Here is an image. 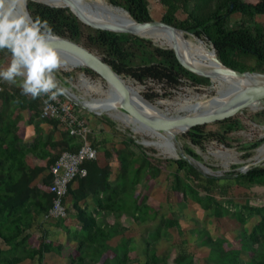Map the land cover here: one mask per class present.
I'll list each match as a JSON object with an SVG mask.
<instances>
[{
    "label": "rangeland",
    "instance_id": "obj_1",
    "mask_svg": "<svg viewBox=\"0 0 264 264\" xmlns=\"http://www.w3.org/2000/svg\"><path fill=\"white\" fill-rule=\"evenodd\" d=\"M186 1L198 18L215 6V0ZM164 12L159 0H148V15L161 20ZM174 15L177 21L186 18L181 9ZM255 19L264 24V14ZM240 20L239 13L231 14L229 27L236 28ZM184 36L199 39L190 33ZM199 40L214 52L211 44ZM151 42L157 47L165 45ZM59 57L64 64L70 60ZM10 59L7 50H0V69ZM151 60L160 58L152 56ZM244 61L248 67L255 65L253 57ZM83 68L94 75L85 74ZM67 71L71 77L64 76ZM181 75L177 90H165L149 79L140 83L121 77L137 87L133 99L145 107V117H155L184 115L189 110L185 102L189 95L215 94L208 79L202 83L201 77ZM55 76L59 87L76 95L77 99L57 98L67 101L84 119L97 159L90 175L71 184L67 216L44 219L49 202L47 162L72 141L60 123L0 100V264H237L235 257L241 263L264 264V229L258 230L264 219V177L249 182L241 177L247 171L240 172L264 145V108L258 115L245 111L190 130L200 129L206 136L198 138V146L188 136L190 131L176 134L172 143L177 156L172 157L163 151L167 144L163 137L113 109L95 112L83 105V100L107 95V83L94 70L63 65ZM21 80L17 78L12 85L0 79V90L3 84L19 87ZM188 149L195 154L192 158L213 172L203 174L186 161L182 168L165 161L179 159L178 152ZM156 158L158 168L148 166ZM188 165L201 176L190 175ZM258 167L263 168L264 162L248 169ZM221 253L229 254L228 260L218 259ZM176 257L181 258L175 261Z\"/></svg>",
    "mask_w": 264,
    "mask_h": 264
},
{
    "label": "trees",
    "instance_id": "obj_2",
    "mask_svg": "<svg viewBox=\"0 0 264 264\" xmlns=\"http://www.w3.org/2000/svg\"><path fill=\"white\" fill-rule=\"evenodd\" d=\"M105 1L111 5L124 9L128 14H148V0ZM159 2L165 8V12L162 16V20L164 22L183 30L184 35L190 33L198 38L204 39L206 42L211 44L216 58L222 64L226 66H247L244 61L245 58L253 57L255 59V65L253 66V69L264 72V24L256 21L255 19L257 15L264 14V0H258L256 2H248L245 0H215L214 8H210L202 18H198L189 10L186 0H159ZM26 7L28 13L33 18L39 17L41 18V20L47 21V24L53 34L73 40L77 43H80L84 47L94 51L119 75L123 77H130L140 83L149 79L151 81L161 83L163 85V89L165 90H177L181 85L179 80L182 76L181 74H189L201 77L203 80L201 81L202 83H206V79L209 80L208 77H203L202 75H200L201 71H199L190 62L181 58L180 54L177 51L165 48L166 60L168 64H170L174 68H181L185 71L183 73H179L170 69L163 59V51L161 49L163 47L155 46L148 38L141 37L132 33L97 36L87 32L73 16L81 17L87 22H96L100 19L93 12L82 5L63 8L58 6H50L36 1L26 0ZM179 9L186 13V18L182 21H177L175 19L174 14ZM234 13H239L241 16V20L236 28H230V17L231 14ZM136 21L141 23L152 22L151 20ZM152 56L159 57L160 61L151 60ZM82 71L87 75H94V73L88 68H83ZM63 74L66 77L72 76V72L69 71L63 72ZM21 91L22 90L20 87L9 88L5 84H3V89L0 90V100H10L12 104L15 105V108L17 110L20 111L28 109L33 113L39 115L44 101L48 100V97L42 95L41 97L34 100L30 96L22 95ZM262 111L257 110L255 111V114L258 115ZM50 119L62 125L60 121L54 118ZM229 119L230 118L225 120ZM190 130L191 129H189L188 131ZM200 131L201 130L198 129L190 131L188 133V136H190L192 143L197 146L201 144V140L198 138H200V136L201 138L206 137L205 135L201 134ZM66 135L72 141V144L63 150H75L79 146V140L71 137L67 132ZM87 138L89 139V134ZM60 152L51 157L47 162L48 182L50 180L49 168ZM187 153L191 156L195 155L189 149L187 150ZM95 160L96 159L84 161L83 166L86 167L87 173L85 176L78 177L76 180L83 179L90 175L91 165ZM165 161L174 162L178 168H182L184 165H186V162L180 158L166 159ZM159 162L160 161L157 158L152 159L148 161V166L157 169ZM187 172L190 173V175H192L193 177L201 176L197 172V170L190 165H188L187 167ZM241 177H245L249 182L258 181L264 177V167L249 169L245 174H241ZM204 179L206 181L212 180V178L208 177ZM70 186L68 187V193L65 197L66 200L70 194ZM47 194L49 196V202L47 207H45L44 212L47 211L51 203V194H49L48 192ZM16 196H20L18 191L16 193ZM145 207L146 206H144V208ZM137 208L141 213L143 206L140 205ZM158 209L159 208L156 207V209H153L152 212L156 213ZM66 210L68 213L69 209L67 202ZM125 212H131L132 216H137V218L140 220L145 219V216L142 215L139 217L133 211ZM263 229L264 219H262L258 223V230L262 231ZM253 232H256V230H254ZM221 255H223L222 258ZM221 255L219 258V254H217L218 259H223L224 257H226L227 259V257H229V254L226 255L221 253ZM180 258L176 257L175 261ZM235 262L237 264H253L250 261H248L247 263H241L237 260V257H235Z\"/></svg>",
    "mask_w": 264,
    "mask_h": 264
},
{
    "label": "water",
    "instance_id": "obj_3",
    "mask_svg": "<svg viewBox=\"0 0 264 264\" xmlns=\"http://www.w3.org/2000/svg\"><path fill=\"white\" fill-rule=\"evenodd\" d=\"M40 3H45L42 0H31ZM56 6V5H50ZM61 7V6H58ZM20 11H27L26 7V0L22 6V8L18 9ZM28 12V11H27ZM72 15V14H71ZM73 16V15H72ZM80 25L89 33L97 36H105L111 34H120V33H132L141 37H145L150 39L149 37L133 32H128L125 28H122V23L117 22L112 24L111 26L107 27L106 29H98L90 22H87L85 19L73 16ZM125 20L133 21V20H151L158 25H164L166 27H171L174 30L180 31L184 34L183 30L176 28L170 24H167L162 19H155L148 14H128ZM151 40V39H150ZM50 47H52L58 55H65L70 57V59H74V57H83L88 59L98 66H100L108 77V93L109 97L112 98L111 100L118 104V107L122 113L131 117L133 120L137 121L143 127H146L151 130H161L165 134L164 138L166 143L172 144L175 141L176 134H172L169 132L170 127L173 126L174 123L180 122L185 118H188V115H179L172 117L171 119H166L162 115L155 116L153 118L145 117V107L136 102L133 99V95H137V91H133V89L122 88L121 86V75H119L108 63H106L98 54L94 51L84 47L80 43H77L73 40H70L65 37H61L58 35L53 34V38L48 41ZM163 51V59L166 65L179 73H183L185 70L181 68H174L170 64H168L166 60V49L161 48ZM217 59V58H216ZM218 60V59H217ZM219 61V60H218ZM220 62V61H219ZM221 63V62H220ZM221 69L228 71L230 75H232V82L235 84L241 83V86L233 87V90H230L229 94V103L222 107H215L214 109H206L201 111L197 117V123L189 126L187 129L183 128L182 131L186 132L188 129H195L201 126H206L212 123H216L222 120H225L229 117L241 114L245 111H257L264 108V72L255 70L253 68L244 66V65H233V66H226L221 63ZM200 75L203 77H208L209 73L201 72ZM64 89V92L60 94L62 97H70L66 92H69L65 86H61ZM138 97V96H137ZM100 99V98H99ZM102 100V99H101ZM192 118H196L193 116ZM192 127V128H191ZM178 155L181 159L186 162L191 163L197 169H199L203 174L209 173L211 174L213 171L209 170L208 168L204 167L194 158H192L188 153L184 150L178 152ZM198 164V166L196 165ZM249 169L240 171L245 172Z\"/></svg>",
    "mask_w": 264,
    "mask_h": 264
},
{
    "label": "bare ground",
    "instance_id": "obj_4",
    "mask_svg": "<svg viewBox=\"0 0 264 264\" xmlns=\"http://www.w3.org/2000/svg\"><path fill=\"white\" fill-rule=\"evenodd\" d=\"M42 1L50 5H56L61 7L82 5L91 12H93L100 19L99 21L97 20L96 22H90L95 27L106 29L112 24L121 22L123 24L122 28H125L126 31L145 35L155 43L160 41L162 43H165L163 47L177 51L180 54L181 58L190 62L199 71L209 73L208 78L209 81L211 82V87L215 91V94L209 97L205 95L202 96H197L193 94L189 95V98L185 100V102H187V104L189 105V110L185 114L188 115V118H185L180 122L174 123L169 130V132L172 134L183 133L184 132L182 131L183 128L187 129L189 126L196 124L198 122L197 121V117L199 116L198 114L201 111H204L206 109H214L215 107H222L227 105L229 103V98H228L229 94L225 95V92L228 93L230 90H233V87L241 86V83L235 84L234 82H232V78H233L232 75H230L228 71L221 69V63L216 59L214 52L209 49H206L203 45V42L199 40L200 38L197 39V38H189L188 36L185 37L184 34H182L180 31L174 30L171 27H166L164 25H158L153 21L141 23V22H137L136 20L133 21L125 20L127 17L126 12L120 9L110 7L103 0H42ZM64 65L66 68L87 66L92 70H94L96 73H98L99 76L107 83L106 97L102 100L101 99L83 100L84 103L83 105L85 107L89 108L90 110H94L95 112H101L103 111L104 107H107L108 109L115 110L116 113L118 114L125 115L120 111L118 104L113 102L111 100L112 98L109 97L108 77L105 71L100 66L83 57H78V58L74 57V59L73 58L70 59L67 62V64ZM121 79H122L121 81L122 88L124 89L131 88L133 89V91L137 90L136 89L137 87H134L131 81L123 79L122 77ZM222 87H224V91L221 90ZM66 93L71 98L77 99L76 95H74L73 93L71 92L70 93L66 92ZM125 116L132 119L127 115ZM162 116L164 118L167 117L166 119H171L172 117H175V116H166V115H162ZM193 116H196V118H192ZM133 122L138 124L142 129L148 130V128L143 127L137 121L133 120ZM151 132L152 134H157L158 136L163 138L165 136V134L161 130H151ZM166 146L169 147L166 148ZM162 147H163V151L165 153H168L169 156L170 155H172V157L177 156V151L172 144L169 145L164 144ZM263 162H264V145L256 149L255 154L252 157H250L245 162L244 165L241 166V169L243 171L248 169L249 165L251 164L260 165Z\"/></svg>",
    "mask_w": 264,
    "mask_h": 264
},
{
    "label": "clouds",
    "instance_id": "obj_5",
    "mask_svg": "<svg viewBox=\"0 0 264 264\" xmlns=\"http://www.w3.org/2000/svg\"><path fill=\"white\" fill-rule=\"evenodd\" d=\"M24 2L0 0V50L11 56L8 66L0 69V79L16 85L17 78H22L21 94L34 100L47 96V104L64 92L55 73L65 62L48 43L53 33L47 21L18 10Z\"/></svg>",
    "mask_w": 264,
    "mask_h": 264
},
{
    "label": "built area",
    "instance_id": "obj_6",
    "mask_svg": "<svg viewBox=\"0 0 264 264\" xmlns=\"http://www.w3.org/2000/svg\"><path fill=\"white\" fill-rule=\"evenodd\" d=\"M40 117L54 118L62 123L63 129L71 137L79 140V146L71 150H63L49 168L50 180L46 191L51 194V203L44 213V219H62L67 216L66 195L68 187L87 173L84 161L97 159L96 148L87 138L89 129L84 119L78 117L67 101L56 98L43 104Z\"/></svg>",
    "mask_w": 264,
    "mask_h": 264
}]
</instances>
